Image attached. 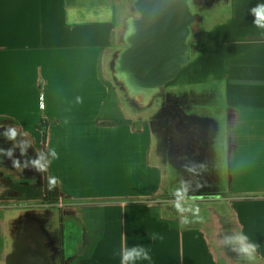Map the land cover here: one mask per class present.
Here are the masks:
<instances>
[{
  "label": "crops",
  "instance_id": "1",
  "mask_svg": "<svg viewBox=\"0 0 264 264\" xmlns=\"http://www.w3.org/2000/svg\"><path fill=\"white\" fill-rule=\"evenodd\" d=\"M260 4L264 0H242L238 5L230 0L223 5L232 6L230 15L215 25L211 34L217 36L218 42L227 35L228 45L224 50L217 43L218 52L213 56L207 55L208 47L203 42L207 19L199 52L194 56L195 71H212L236 51L243 38L264 32L257 25L235 33L226 29L234 19L252 17L251 9ZM123 5V0H0V133L14 128L25 140L30 138L37 148L43 141L39 125L48 122L46 149L48 159L50 143L56 151L53 167L59 184L68 186L60 173L61 127L74 132H99L93 126L95 123L118 118L120 123L115 131L108 134L118 132L130 145L124 164L138 158L139 146L133 138L138 126L120 106L113 78L109 79L105 67L110 50L116 47L114 34H121L123 29ZM219 8L210 12H217ZM255 83L261 86L262 79ZM249 127L237 152L234 177L237 190L248 193L264 191V186L251 184L252 149L249 147L256 143L264 145V137L254 141L250 137L251 124ZM124 174L132 179L124 185L121 195H135L134 186L139 180L134 179L133 171L130 175ZM5 189L6 182L0 173V264L7 246L3 221L12 213L3 195ZM242 198L235 208V214L241 217L240 235L247 238L245 244H255L256 256L264 264V197ZM121 203L94 208L92 214L103 223L87 254L75 264H121L123 253L137 245L148 250L151 259H136L128 264H231L215 252L216 244L210 243L215 241L207 237V226L198 218L200 212L179 211L176 217L164 207L142 208Z\"/></svg>",
  "mask_w": 264,
  "mask_h": 264
},
{
  "label": "flooded vegetation",
  "instance_id": "2",
  "mask_svg": "<svg viewBox=\"0 0 264 264\" xmlns=\"http://www.w3.org/2000/svg\"><path fill=\"white\" fill-rule=\"evenodd\" d=\"M194 2L192 12L200 13L209 0ZM127 7L130 11L128 1ZM208 13L205 11V15ZM131 16L136 18L137 14L128 12L125 25ZM196 27L187 36L190 63L200 49ZM125 30L126 27L123 33ZM123 33L118 35L121 41ZM121 44L123 48L125 44ZM180 71L162 86L152 105L142 110H150L148 125L154 140L153 154L162 169L159 187H166L164 201L172 203L178 212L206 210L209 216L203 223L212 227L210 237L216 243L218 256L231 264H256L252 254L241 252L240 243L230 239L240 235L236 214L227 207L234 197L229 189L234 148L229 138L225 141L224 134L233 112H225L227 122L222 119L218 90L197 89L190 80L179 78ZM8 133H0V149H11L13 158L27 167H13L12 159L0 152V173L6 182L3 195L12 210L3 221L7 246L1 264H75L87 254L98 223L91 221L80 206L68 204L70 196L63 195L58 185L48 189L46 143L42 141L36 148L30 138L25 140L18 134L9 138ZM37 159L46 171L33 165Z\"/></svg>",
  "mask_w": 264,
  "mask_h": 264
},
{
  "label": "rangeland",
  "instance_id": "3",
  "mask_svg": "<svg viewBox=\"0 0 264 264\" xmlns=\"http://www.w3.org/2000/svg\"><path fill=\"white\" fill-rule=\"evenodd\" d=\"M127 1L123 0L124 17L129 12ZM231 1L236 5L242 3V0ZM231 7V5L223 6L217 12L207 14L209 23L205 30V40L203 41L206 42L208 47L207 55L213 56L218 52L216 49L217 43L220 49H226L228 45L227 35L225 39L218 42L217 36L211 34V30L215 25L222 23L226 19V16L230 15ZM190 9L193 10L192 5ZM251 14L253 16L247 17V19H234L232 24L226 29L230 28L235 33L238 29L241 31L242 28L255 25V14L253 12ZM118 35L114 34L113 43L116 44V47L110 50L105 62L106 72L111 81L112 73L109 69V61L112 54L122 46V41ZM194 60L195 57L191 61V66L187 65L182 68L179 78L190 80L192 83L190 85L197 89L211 87L218 90V93H220L219 110L222 119L225 118L226 122L227 116L225 112L227 110L233 112V118L228 121L230 126H226L224 137L226 142L228 138L231 140L232 147L234 148L232 151L233 157L231 158L233 182L229 187L234 197L230 199L227 207L236 212L237 209L235 208L240 203L238 201L244 199L242 196L254 195L255 198L264 197L263 190L249 191L250 193H248L239 189L237 190L234 186L236 185L234 177L237 171V167H235L237 152L239 147H242L244 137L247 134V128H250L249 124L253 128V133L250 134V137L254 141H258L264 137V32L243 38L238 43L236 51L230 53L224 62L215 66L212 71H195L193 66ZM258 79H262L261 86H259L260 83H255ZM113 86L117 92L120 106L128 112V115L133 118L135 124L138 126V132L135 130V134L133 135L134 144H138L139 146L138 158L130 159L129 162L124 164L123 159L127 157L128 151L131 150L130 145L126 143L125 136L118 132L108 134V132L115 131V126L120 123L118 118L112 120L102 119L100 122L95 123L93 126L98 128L99 132L97 130L91 133L74 132L71 129L62 127L60 129L63 132H59L62 149L60 173L62 172L68 186L63 182L57 183V185L63 195L70 196L69 199H66V202H70L68 204L80 206L91 221L98 223V228L93 235V239L96 238L98 229L99 227L101 228V223H103L96 215L92 214L94 208L97 206L106 207L122 202V206H137L142 208L164 207L173 216H178V211L173 210L172 203L168 204V202L164 201L166 187L164 189L159 187L162 182V169L157 162L156 156L153 154L154 140L151 137L148 125L150 110H132L126 105L118 87L114 83ZM250 109L252 110L250 111ZM47 123L43 122L39 125L42 134L45 131L46 138L48 137ZM52 146L50 143L51 149H53ZM249 147L252 149V155H250L252 157L250 160L252 166L250 170L253 180H251V184L253 187L264 186V145L256 143ZM253 148L261 149L253 150ZM49 160L48 176L51 175L58 178L57 173H54L53 155L51 152ZM242 169L244 170V168ZM123 171L129 175L133 171L135 173L133 174L134 179L136 181L139 180L137 186H134L135 195L128 196L126 193H123L125 195H121L125 191L124 185L132 179V176L125 175ZM116 193L120 195H114ZM208 216V212L204 210L200 212L198 218L201 221H205L208 219ZM235 218L238 223L241 221L240 215L236 214ZM208 226L205 227L206 234L212 240L210 237L212 227L211 225ZM238 233L240 234L241 231L238 230ZM210 243L216 244L213 241ZM215 252L217 253V251ZM256 252L253 250L251 254L256 263L262 264L259 262L261 259H259V256H256L258 255Z\"/></svg>",
  "mask_w": 264,
  "mask_h": 264
},
{
  "label": "water",
  "instance_id": "4",
  "mask_svg": "<svg viewBox=\"0 0 264 264\" xmlns=\"http://www.w3.org/2000/svg\"><path fill=\"white\" fill-rule=\"evenodd\" d=\"M190 0H128L131 16L124 28L123 48L117 49L109 61L113 83L121 91L125 103L136 111L152 105L162 86L175 78L182 66L190 63L187 36L196 27L201 41L207 24L205 11H214L230 0H209L192 12ZM195 0L191 5L195 6ZM125 25V26H124Z\"/></svg>",
  "mask_w": 264,
  "mask_h": 264
},
{
  "label": "clouds",
  "instance_id": "5",
  "mask_svg": "<svg viewBox=\"0 0 264 264\" xmlns=\"http://www.w3.org/2000/svg\"><path fill=\"white\" fill-rule=\"evenodd\" d=\"M251 11L255 14V20L254 23L255 25H257L258 27L264 28V4H260L257 5L256 7L252 8ZM16 131L15 129H9V138H14L16 136ZM49 151L52 153L53 158L56 157V152L55 149H49ZM0 152H2L4 155H6L8 158L12 159V163H13V167L15 168H23V167H27V164L21 165V162L19 159L17 158H13L12 156V150H3L0 149ZM21 153L23 155L24 153V149H21ZM38 155L43 158L42 154ZM33 165L38 167V170L41 172L46 171V167L43 164H40V160H34L32 161ZM58 183V178L55 176H48L47 178V186L48 189L51 191L53 189H55L56 185ZM187 222V221H185ZM153 239H156L155 235H152ZM162 238V237H161ZM230 239H234L236 241H238L240 243V251L248 254L249 256L251 255V252L255 249V244H245V240L247 239L245 236L243 235H237L234 238H230ZM136 259H144V260H150L151 256L150 253L148 252V250H146L142 245H137L136 247H133L132 249L126 251L125 253H123L122 256V260H121V264H128L129 261H135Z\"/></svg>",
  "mask_w": 264,
  "mask_h": 264
},
{
  "label": "trees",
  "instance_id": "6",
  "mask_svg": "<svg viewBox=\"0 0 264 264\" xmlns=\"http://www.w3.org/2000/svg\"><path fill=\"white\" fill-rule=\"evenodd\" d=\"M42 138H43V142L46 143V139H47V138H46V133H45V131H43Z\"/></svg>",
  "mask_w": 264,
  "mask_h": 264
},
{
  "label": "bare ground",
  "instance_id": "7",
  "mask_svg": "<svg viewBox=\"0 0 264 264\" xmlns=\"http://www.w3.org/2000/svg\"><path fill=\"white\" fill-rule=\"evenodd\" d=\"M130 10H132V11H133L132 7L130 8Z\"/></svg>",
  "mask_w": 264,
  "mask_h": 264
}]
</instances>
